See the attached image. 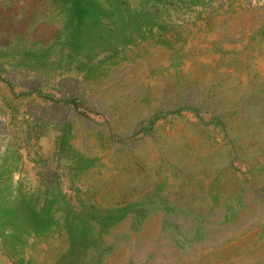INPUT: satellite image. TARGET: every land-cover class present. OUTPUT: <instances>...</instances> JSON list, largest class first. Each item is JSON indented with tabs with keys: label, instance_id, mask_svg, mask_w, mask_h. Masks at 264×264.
<instances>
[{
	"label": "rangeland",
	"instance_id": "374dc122",
	"mask_svg": "<svg viewBox=\"0 0 264 264\" xmlns=\"http://www.w3.org/2000/svg\"><path fill=\"white\" fill-rule=\"evenodd\" d=\"M0 264H264V0H0Z\"/></svg>",
	"mask_w": 264,
	"mask_h": 264
},
{
	"label": "trees",
	"instance_id": "16d2710c",
	"mask_svg": "<svg viewBox=\"0 0 264 264\" xmlns=\"http://www.w3.org/2000/svg\"><path fill=\"white\" fill-rule=\"evenodd\" d=\"M250 229H252V226H248V228H246L245 230H242V232H240V233H245V232H247V231H249Z\"/></svg>",
	"mask_w": 264,
	"mask_h": 264
}]
</instances>
